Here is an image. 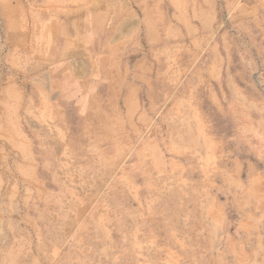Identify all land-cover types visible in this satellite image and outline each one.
<instances>
[{"label":"rangeland","instance_id":"obj_1","mask_svg":"<svg viewBox=\"0 0 264 264\" xmlns=\"http://www.w3.org/2000/svg\"><path fill=\"white\" fill-rule=\"evenodd\" d=\"M60 262L264 264V0H0V264Z\"/></svg>","mask_w":264,"mask_h":264},{"label":"bare ground","instance_id":"obj_2","mask_svg":"<svg viewBox=\"0 0 264 264\" xmlns=\"http://www.w3.org/2000/svg\"><path fill=\"white\" fill-rule=\"evenodd\" d=\"M51 263H52V262H51ZM60 264H65V263L60 262Z\"/></svg>","mask_w":264,"mask_h":264}]
</instances>
